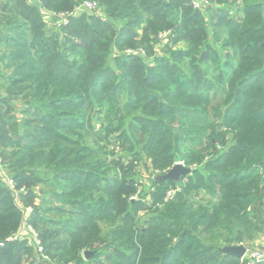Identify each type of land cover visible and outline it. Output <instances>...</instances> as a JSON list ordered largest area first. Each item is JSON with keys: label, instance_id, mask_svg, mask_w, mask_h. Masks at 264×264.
Segmentation results:
<instances>
[{"label": "trees", "instance_id": "1", "mask_svg": "<svg viewBox=\"0 0 264 264\" xmlns=\"http://www.w3.org/2000/svg\"><path fill=\"white\" fill-rule=\"evenodd\" d=\"M263 24L264 0H2L0 264H241L221 250L264 234ZM27 227L40 250L8 240Z\"/></svg>", "mask_w": 264, "mask_h": 264}, {"label": "rangeland", "instance_id": "2", "mask_svg": "<svg viewBox=\"0 0 264 264\" xmlns=\"http://www.w3.org/2000/svg\"><path fill=\"white\" fill-rule=\"evenodd\" d=\"M2 0H0L1 2ZM37 0H26V3H28L29 5H32L36 2ZM81 6L79 7V10H84L90 13H94L96 12V5L90 1H84L80 4ZM205 6V5H204ZM42 15H43V22H45L47 24V28H53V27H58L60 24L61 25H66L67 24V18L68 16H71L74 14V12L72 13H68L67 14H52L49 11H47L46 9H42ZM166 34L165 33H159L156 41H157V46L155 47V52L159 53L160 49L159 48H163L162 45V41L165 38ZM192 169V168H191ZM138 170H139V174H138V178L140 180V183L143 187H146V185H148V181L151 178L150 175V170L148 171V168L145 165H139L138 166ZM167 173V172H166ZM165 174V173H164ZM162 174H158L154 177L160 176ZM141 186V188H142ZM175 192V190H172L170 193L171 195ZM170 194L168 195L171 196ZM132 198H136V196H133ZM202 200H206L207 196L201 195L200 197ZM38 202V200L36 201ZM31 210V208H29ZM27 242V241H26ZM238 246H243L246 250L245 252V256L243 257L244 259L249 258L251 254L255 253V254H260V256L262 257V259H264V234L258 236V238H256L255 240H253L252 242L248 243V244H241ZM240 263L242 264L244 261H242L241 259H239Z\"/></svg>", "mask_w": 264, "mask_h": 264}, {"label": "water", "instance_id": "3", "mask_svg": "<svg viewBox=\"0 0 264 264\" xmlns=\"http://www.w3.org/2000/svg\"><path fill=\"white\" fill-rule=\"evenodd\" d=\"M262 29L264 31V24L262 26ZM264 48V44L262 46ZM204 54H202L203 56ZM191 173V169L183 166L181 163H176L167 173L162 174L160 176L155 177L156 182H164L166 180L176 181L178 182L180 178H183ZM223 254L235 257L237 259H241L246 250L243 246H232V247H226L221 250ZM89 254L85 253V256L87 257Z\"/></svg>", "mask_w": 264, "mask_h": 264}, {"label": "built area", "instance_id": "4", "mask_svg": "<svg viewBox=\"0 0 264 264\" xmlns=\"http://www.w3.org/2000/svg\"><path fill=\"white\" fill-rule=\"evenodd\" d=\"M193 1H194V6L196 8L202 7L203 3H205V0H193ZM5 182L9 188L13 189L12 180L6 179ZM169 194L171 195L170 192H169ZM26 211L29 213L30 209L27 208ZM24 237H25L27 244L29 246L36 245L38 247V249L40 250L39 241L37 240V235L30 227H27V229L24 232L18 234L17 236H13V237L9 238L8 240L12 241V240H15L17 238H24ZM244 256H245V254H244ZM243 257L241 258V260L244 261L242 264H259L260 262L264 261V259H262L260 254H255V253L251 254L249 258L244 259Z\"/></svg>", "mask_w": 264, "mask_h": 264}]
</instances>
